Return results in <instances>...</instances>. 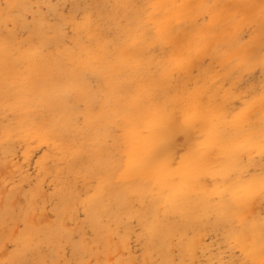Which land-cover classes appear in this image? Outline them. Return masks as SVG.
<instances>
[{
	"label": "rangeland",
	"instance_id": "374dc122",
	"mask_svg": "<svg viewBox=\"0 0 264 264\" xmlns=\"http://www.w3.org/2000/svg\"><path fill=\"white\" fill-rule=\"evenodd\" d=\"M26 1L0 0V264H166L167 248L169 264H264V247L262 257L254 260L248 238L245 246L235 237L245 223L264 224V196L245 190L239 204L231 194L238 185L244 190L264 177V0L253 11L224 5L225 14L236 16L239 42L211 39L189 64L177 62L168 42L153 41L144 57L126 56L123 49L129 46L122 29L128 14L134 8L135 15L148 18L152 0ZM217 2L226 1L208 0L211 9L194 16V35L211 23ZM45 33L47 44L41 39ZM99 40L107 43L106 54ZM27 48L33 54L30 62L18 51ZM64 48L87 58L86 48L96 58L99 73L87 71L86 77L97 99L88 104L68 98L66 105L75 115L65 120L58 119L61 107L43 98L31 104V120H24L16 108L18 89L46 87L50 62ZM110 76L112 91L105 84ZM68 87H58L57 100L65 98ZM142 96L174 110L178 121L183 107L194 101V119L182 120L185 126L175 121L167 134H159L166 145L155 161L136 159L126 167V115L132 110L126 102ZM211 136L215 141L208 145ZM188 162L197 165L191 180L195 188L180 203H170L165 192L141 177L160 163L172 183L178 172L189 170L184 169ZM203 190L216 209H208L195 226L190 221L188 236H181L189 219L182 217L180 207L191 208ZM224 211L232 214L225 227L214 217ZM155 213L179 226L171 246H155L148 233L157 227ZM194 234L196 245L186 246Z\"/></svg>",
	"mask_w": 264,
	"mask_h": 264
},
{
	"label": "bare ground",
	"instance_id": "6f19581e",
	"mask_svg": "<svg viewBox=\"0 0 264 264\" xmlns=\"http://www.w3.org/2000/svg\"><path fill=\"white\" fill-rule=\"evenodd\" d=\"M224 1H226V2L225 3L217 2L215 4L217 6V10L212 15L211 23L205 29H198V31L196 32L195 35H194V16L196 14L201 13V12H207L211 9L212 6L210 4H208V0H152L151 4H152V11L153 12L146 19L142 18L138 13H136V15H135V11H134L135 9L133 8L131 10V12H129V14H128V17L130 19L129 23L127 25H125L124 28L122 29V32L127 39L126 40L127 46H129V47H126L123 49L125 52H127L126 56L134 57V58L144 57V56H146L147 51L149 49V46L153 43V41H154V43L168 42L173 47V54H175V57L177 58V62L179 64H189L194 60V54H198L200 52L201 48H206V47L210 46L209 42L211 39L212 40L217 39V41H218L219 39H225L226 37H231L234 41L239 42L238 41V32H237V25L238 24L234 25V21H235L236 16L234 13H231V12L225 14L226 8L224 7V5H236L237 7H240V8L246 7L249 10L253 11V6H255L257 4L258 0H224ZM23 3H25V2H23ZM75 5H77V4H75ZM18 7L20 8L21 6H18ZM115 7H117V6H115ZM14 8L15 7H13L12 10H14ZM253 14H255V12ZM260 15H263V14H260ZM26 22H28V21H26ZM25 26H27V23H25ZM212 27H214V28L216 27V29L213 30ZM230 27L233 28V32L228 31ZM25 29H27V28H25ZM13 33H14L13 35H15V32H13ZM45 35H46V33L41 35V39H43L45 37ZM63 37H66V36L64 35ZM31 38L33 39L34 37H31ZM52 38L54 41H58V37H52ZM10 39L12 40V38H10ZM22 39H24V38H22ZM47 39H48V37H45L43 39V42L46 44L48 43ZM59 39L61 41L60 35H59ZM19 41L21 42V40H19ZM32 44L33 43H31V45ZM98 44L100 45V50L102 51V54H106L107 43L99 40ZM211 44L213 45V43H211ZM6 46H7V44H3V46H2V48H3L2 50L4 52L6 50ZM43 47L44 46H42V48ZM7 48H8V46H7ZM30 50H31L30 48L18 50L20 57L23 58L24 60L30 62V59L33 57V54H29ZM83 51L86 54V56H88L87 58H82L81 54L80 55L76 54V53L68 50L67 48H64L61 51H59L57 58L54 59L52 62H50V73H49L47 80H46V85H47L46 87L39 86L37 89H35L33 87H29V88L22 87V88L18 89V91H17L18 97H16V99H15L16 101H18L16 108L21 110L20 112H21V115L24 118V120L31 118V116H30L31 104L34 103V105H36L43 98H49L50 102H56L57 105L59 107H61V110L57 109L60 111V114L58 113L59 111L57 112L58 117H59L58 119L64 118L65 120H67L68 117L75 115V113H70L71 110L66 105V103L68 102V98L79 99L80 102H87L88 104H93V101H95L97 99V98H95V93H97V90L94 91V89L91 88L90 83L87 81L86 72L90 71V72L96 73V74L99 73L98 66L94 65L97 60H96V58L93 59L92 57H90L88 49L84 48ZM106 67H107V64H106ZM112 80H113V77H111V76L105 77V84H106L107 89L109 91H112L111 90L113 87ZM68 84H70L71 87L65 88L64 90H66V91H63V93H62V96L65 98L57 100L56 95L58 93V87L65 86ZM105 92L108 93L107 90H105ZM115 96H117V95L115 94ZM112 97H113V95H112ZM143 98L144 97L142 96V97H139L136 99L128 100L126 102V103H128L127 107L132 109L130 111H127L128 114L126 115V118L128 119L127 122L129 123L128 129L125 133V137H127L126 141L128 142V146H129L128 160H127L126 167L130 166L132 164V161L136 160V159L143 160L145 163H148L149 160L155 161L156 160V153L160 149H162V147H164L166 145V144H164L163 141L159 140V134L161 132L167 134V132L165 130H167V128L171 124H173L175 121H177L178 123L185 126L186 124H184L182 122V120L183 121L187 120L186 122H188V121L194 119V101L192 103H190L189 105H187L186 107H183L182 120L180 117V120L178 121L176 115L173 113L174 110H170V112H169L165 107L151 103V100H149V99L145 100ZM106 101L110 102L111 99H107ZM21 105H23V106H21ZM54 112H53V114H55ZM132 114H136V115H132ZM78 115H80V114H78ZM52 117L55 118V116H52ZM75 119H77V118H75ZM78 122H80V121H78ZM83 123H84V121H83ZM81 124H82V122H81ZM84 125H86V124H83V126ZM80 130H78V131H80ZM144 130L148 131V134H144L143 133ZM200 131H202V130H200ZM204 131H206V130H204ZM84 132H86V131H84ZM211 135H213V134H211ZM172 137H174V135ZM214 138H215L214 136H211L210 138H208V140L205 138L208 141L207 142L208 145H211L214 143V141H215ZM206 140H204L202 143H204ZM196 141H197V139H196ZM169 143L170 142H168L167 144H169ZM254 143H255V141H254ZM217 146L219 147L220 144ZM221 146H222V148H224V146L222 144H221ZM230 153H232V152L229 151V154ZM225 155L227 156L228 154H225ZM227 160L229 161V158H227ZM224 161H226V160H224ZM224 165L226 166V164H224ZM227 165L229 166V164H227ZM232 165H234V164H232ZM159 166H160V163H156V168L154 169V171L150 172L149 174L141 175L142 178L150 180L148 185L156 187V188H160L161 192H165L167 200H169L170 203H177V202L180 203L182 201V198L185 195H187L189 193L192 194L195 187L193 185H191V180L195 178V175L197 172V165H195L193 168L192 163L188 162L187 166L184 169L189 168V170L188 171L181 170L180 172H178L176 174V181L172 182V183H170L168 181L170 173H162L160 171ZM223 171L225 172V170H223ZM232 175H233V173H232ZM222 176H224V175H222ZM229 178L231 179V177H229ZM243 179L244 178H242V180ZM245 179H246V177H245ZM220 181H221V178H220ZM229 181H231V180H229ZM238 182H240V181H238ZM232 184L236 185L234 183H232ZM230 186H231V183H230ZM230 186H229V188H230ZM245 186H246L245 189L242 190V188H239V187H241V184H240V185H238V189H236L235 191H232L231 194H232L235 202H237L239 204L244 203L245 192H243V191H245V190H246V193L251 195V196H254L255 194L264 196V177H258L257 182H254L253 184H247ZM224 188H225V186H224ZM224 190H226V189H224ZM230 190H232V189H230ZM169 192H171V194ZM220 193L222 194V196L225 195L223 190H221ZM228 194H230V193H228ZM224 198H227V197H224ZM67 203H69V201H67L66 204ZM209 203H210L209 192H208V190H203L202 192L198 193L195 196V198L193 200V205L191 208H186V207H182V206L180 207V209L185 213V214H183L182 217L189 219L182 224L183 231H182L181 236H185V235L188 236V234H185V231L190 226V221H193L194 226H195L196 224L199 223L200 220H202V218H204V216L206 215L205 212L208 209H211V208L214 210L216 209V207H214L215 204L212 205L210 203V205H209ZM220 206H222V205H220ZM223 209H225V208H223ZM230 209H232V208H230ZM169 210H175V208L171 207V208H169ZM194 210L196 211V213L194 212V214H193L192 211H194ZM67 212L65 213V215L67 214ZM208 212H209V210H208ZM233 214H236V212H234ZM154 215H155V219H156L155 221L157 223L156 224L157 227L154 228V230L149 231L148 233L151 234L155 238V240H156L155 246H160V247L171 246L170 238L179 229L178 224L168 222V221L161 219L159 214H157V213H155ZM216 216H217V218H216ZM141 217L146 218V215H141ZM214 217L216 219H218V221L223 222V224H224L225 222L230 221L232 214L224 211V212H222V214L217 213V215H214ZM206 223L208 225H210V223H208L207 221H206ZM215 224H214V226H215ZM204 225H203V227H205ZM225 225L227 226V223L224 224L223 227H225ZM230 225L232 226V224H230ZM263 226H264V224L260 220H258L256 222H249V223H245L242 227H239L238 231L235 233V237L245 246H246V242H247L246 237L248 238L249 246H247V249L250 252V256H252L254 260H258L262 257L261 252H262V249L264 247V228H263ZM199 227L201 228L200 225H199ZM210 227H213V226H210ZM217 227H220V226H217ZM233 227H234V225H233ZM221 229H222V226H221ZM204 230H203V232H204ZM230 230H231V228H230ZM229 235H230V233H229ZM228 241L230 242V240H228ZM196 243H197V235L194 234L192 237L189 238V241L186 244V246H193V245L195 246ZM233 244H235V243H233ZM169 255H170V253H169V250L167 248L166 251L163 252V258H164L166 264H169L171 261L169 259ZM191 256L193 257V255H190V257ZM192 257H191V259H192ZM194 261H196V260H194Z\"/></svg>",
	"mask_w": 264,
	"mask_h": 264
}]
</instances>
